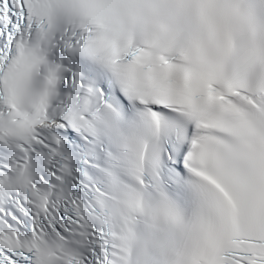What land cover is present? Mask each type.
Returning a JSON list of instances; mask_svg holds the SVG:
<instances>
[{
	"label": "snow or ice",
	"instance_id": "snow-or-ice-1",
	"mask_svg": "<svg viewBox=\"0 0 264 264\" xmlns=\"http://www.w3.org/2000/svg\"><path fill=\"white\" fill-rule=\"evenodd\" d=\"M0 264H264V0H0Z\"/></svg>",
	"mask_w": 264,
	"mask_h": 264
}]
</instances>
